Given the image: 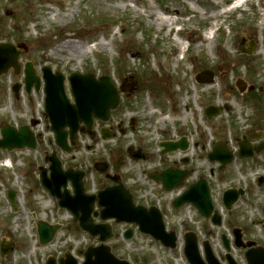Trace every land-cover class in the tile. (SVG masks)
Masks as SVG:
<instances>
[{
	"label": "rangeland",
	"instance_id": "rangeland-1",
	"mask_svg": "<svg viewBox=\"0 0 264 264\" xmlns=\"http://www.w3.org/2000/svg\"><path fill=\"white\" fill-rule=\"evenodd\" d=\"M234 1L0 0V44L26 48L19 52L20 74L10 70L0 76V130L4 125L41 120L38 128L43 135L35 151L0 152V245H13L11 254L0 253V264H45L47 257L59 258L66 251L81 263V253L95 245L39 185L37 169L46 167L44 152L51 151H56L64 168L85 173L89 193L104 188L109 183L106 176H119L135 202H159L165 227L178 237L177 248L164 250L138 232L124 241L122 232L132 227L109 222L114 236L106 244L121 260L186 264L182 237L187 232L195 233L199 243L207 241L221 264H225L221 235L230 240L235 261L246 264L242 251L233 247L232 229L241 230L243 241L264 247V184L257 185L259 177L264 179V0H248L227 11ZM166 11L169 16H163ZM163 18L170 21L162 24ZM173 26L182 31L175 34ZM240 37L245 39V49L255 44L251 55L238 53ZM74 50L80 56L73 55ZM26 63L33 64L39 77L40 69L47 66L64 77L70 73L109 76L116 85L126 80L136 87L127 99L123 97L107 124L95 125L92 140L80 135L67 155L54 146L44 118L42 89L39 95L25 98ZM205 70L213 74V85H196L195 75ZM238 80L246 84L242 94L236 87ZM16 83L22 87L18 99L10 91ZM64 85L72 102L67 81ZM209 105L222 113L207 121L202 110ZM105 127L116 134L113 139H101L99 130ZM124 129L127 132L121 135ZM250 134L258 137L251 142L257 149L251 160L234 159L222 173L218 165L209 164L206 156L214 142L221 141L236 157L237 141ZM180 138L189 141L190 150L164 157L161 164L158 144ZM129 148L141 151L147 160L135 164L126 155ZM184 157L191 171L186 185L199 178L211 185L214 209L222 216L220 228L192 208L173 210L169 201L174 194L160 193L148 181L147 175L155 170L182 168L179 160ZM7 159L12 161L11 169L3 166ZM102 164L106 169L100 173L94 166ZM240 188L245 191L243 198L230 212L224 211L223 191ZM8 191L15 194V212L6 199ZM34 219L62 225L51 244L39 246Z\"/></svg>",
	"mask_w": 264,
	"mask_h": 264
},
{
	"label": "water",
	"instance_id": "water-1",
	"mask_svg": "<svg viewBox=\"0 0 264 264\" xmlns=\"http://www.w3.org/2000/svg\"><path fill=\"white\" fill-rule=\"evenodd\" d=\"M243 41L239 46L240 53L251 54L254 46H250L249 51H243ZM18 49H24L18 46ZM19 52L11 44L0 45V76L6 74L10 69H13L14 74L18 75L20 66L17 64ZM43 80L45 82V116L50 123V130L54 134V141L56 146L64 153H71L68 147L67 140L74 144L77 138V132L80 130L82 133L88 135L90 138L94 137L92 126L94 120L102 123L109 121L110 113L115 111L120 102V96L108 77H100L98 80L93 75H79L72 73L68 76L70 83L71 94L74 99V105H70L64 93L63 76L59 73L52 75L50 68L43 67L41 69ZM24 85L25 92L30 93L34 87L38 92L40 88L39 78L36 77L33 65L27 63L24 69ZM197 82L200 84L212 83V74L205 71L197 76ZM19 85L12 87L13 93L17 96ZM132 87H128L131 91ZM124 92L123 87L120 88ZM250 91L253 88L249 89ZM220 109L208 107L205 110L207 119L215 117ZM83 124L85 128L79 129V125ZM66 130H69L67 133ZM102 139H110L107 130H101ZM0 150L12 152L14 150L35 149L34 136L27 126L19 127L18 130L11 126H4L0 131ZM159 147L163 150L161 155L176 152L177 150L186 151L188 144L185 139H181L175 143H161ZM239 158L249 159L252 157V149L248 142H238ZM129 157L135 161L142 159L139 153H131L128 151ZM210 162H217L220 164V171H223L232 160L233 156L221 143H216L213 146L212 153L208 155ZM45 162L49 163V178L47 177V170L40 169V182L41 185L49 192V194L58 200V205L62 209L68 210L73 216L74 220L79 223V227L83 232L89 234L94 239L98 238L100 246L88 247L83 254V264H128L115 258L111 254L109 247L104 244L111 239V228L108 225H95L91 219L94 203L101 208L100 219L102 221L114 219L116 223L135 224L139 230L146 235H150L156 241L161 242L165 248H175V235L173 233L166 234L162 223V218L155 208H150L149 211L142 207H134L129 193L124 190L123 186L117 179H112L117 183L116 187L106 188L99 192L97 196H86L84 194L82 179L84 174L79 171H74L68 168L65 172L61 169V162L57 159L55 153L45 157ZM186 163V161H184ZM101 171V170H100ZM103 171V170H102ZM101 171V172H102ZM188 176L187 172H177L168 170L161 173L160 176L154 174L149 175V179L155 183L162 182L165 191L169 192L178 188ZM67 182L71 183L73 189V196H70L66 191ZM262 183V180L259 182ZM63 188V193L60 192ZM243 195V191L227 190L223 194V206L226 210L230 211L232 206L237 202L238 198ZM8 201L14 207V194L8 192ZM184 204H192L199 212V214L208 218L212 212L211 200L209 191L203 180L191 186L186 193L177 199L173 207L180 208ZM97 216L96 213L93 215ZM211 222L215 226L221 225V218L214 214ZM37 223V234L39 237V244L45 246L49 244L57 231L58 226H49L43 222ZM235 238V247L241 249H248L245 253V260L247 264H264V249L255 247L252 242L243 243L241 231L238 229L233 230ZM131 232L125 234V239H130ZM223 246L229 252V243L222 237ZM184 255L189 264H219L214 258L208 243H203L205 262L204 263L197 250V239L192 233L184 235ZM12 250V247L2 248L1 251L5 255ZM227 264H235L233 259L227 254L225 255ZM55 259L49 257L46 264H55ZM59 264H77L71 255L66 252L63 258L58 260Z\"/></svg>",
	"mask_w": 264,
	"mask_h": 264
},
{
	"label": "bare ground",
	"instance_id": "bare-ground-1",
	"mask_svg": "<svg viewBox=\"0 0 264 264\" xmlns=\"http://www.w3.org/2000/svg\"><path fill=\"white\" fill-rule=\"evenodd\" d=\"M164 14H165V15H169V12L166 11ZM162 21H163L162 24H164V23L166 24V23H168V21H170V19H168V18H163ZM160 25H161V24H160ZM69 47H70V45L68 44V45H67V48H69ZM72 54H73V55H76V56H80V53H78L77 50H74V51L72 52Z\"/></svg>",
	"mask_w": 264,
	"mask_h": 264
},
{
	"label": "flooded vegetation",
	"instance_id": "flooded-vegetation-1",
	"mask_svg": "<svg viewBox=\"0 0 264 264\" xmlns=\"http://www.w3.org/2000/svg\"><path fill=\"white\" fill-rule=\"evenodd\" d=\"M36 95H39L38 93L36 94ZM175 163V162H174ZM114 185V183H110L109 185H108V187H111V186H113ZM134 198V197H133ZM133 201H134V199H133Z\"/></svg>",
	"mask_w": 264,
	"mask_h": 264
}]
</instances>
